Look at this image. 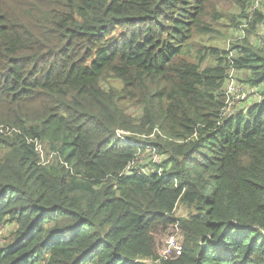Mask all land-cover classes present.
Returning <instances> with one entry per match:
<instances>
[{
    "label": "trees",
    "instance_id": "obj_1",
    "mask_svg": "<svg viewBox=\"0 0 264 264\" xmlns=\"http://www.w3.org/2000/svg\"><path fill=\"white\" fill-rule=\"evenodd\" d=\"M259 1L0 0V264H264Z\"/></svg>",
    "mask_w": 264,
    "mask_h": 264
},
{
    "label": "rangeland",
    "instance_id": "obj_2",
    "mask_svg": "<svg viewBox=\"0 0 264 264\" xmlns=\"http://www.w3.org/2000/svg\"><path fill=\"white\" fill-rule=\"evenodd\" d=\"M259 6L262 7L263 10H264V0H260L259 1ZM222 7H223L224 10H226V11H228L230 13H234V11H235L228 4H223ZM122 137H124V136H122ZM125 139L126 138H124L123 140L125 142H127V139L126 140ZM144 154H145V152L143 153V155ZM154 160H157V159L154 158ZM176 215L178 217H181V216H184L185 215V212L182 211L181 209H179L177 211V214ZM11 232H12V229L11 228H7V227L0 226V242L1 243H4L5 239L10 237ZM172 240H174L173 241V244L171 243ZM161 242L162 243H161V247H160V254H161L162 257L167 258V259L173 253V252H170V250L174 249L175 247H178L180 249L182 247V237H181V235L179 234L178 231H176V233H173V234L170 233V235L168 237L163 238Z\"/></svg>",
    "mask_w": 264,
    "mask_h": 264
},
{
    "label": "built area",
    "instance_id": "obj_3",
    "mask_svg": "<svg viewBox=\"0 0 264 264\" xmlns=\"http://www.w3.org/2000/svg\"><path fill=\"white\" fill-rule=\"evenodd\" d=\"M228 91H229V93H232V92L234 91L233 84H231V85L229 86ZM125 140H126V139H125ZM37 151H39V154H40L41 157L43 158V157H44V153L42 152L41 147H38V150H37ZM173 241H174V240H172V242H171L172 244H173ZM181 250H182V247H181V249L178 248V247H175L174 249L170 250V252H173V253H175L176 255H180ZM177 253H178V254H177Z\"/></svg>",
    "mask_w": 264,
    "mask_h": 264
}]
</instances>
